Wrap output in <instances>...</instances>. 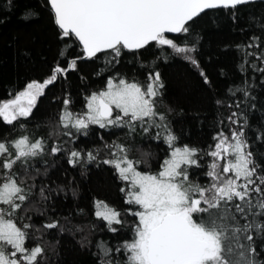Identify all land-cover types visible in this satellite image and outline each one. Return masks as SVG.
Listing matches in <instances>:
<instances>
[{
	"label": "snow or ice",
	"instance_id": "1",
	"mask_svg": "<svg viewBox=\"0 0 264 264\" xmlns=\"http://www.w3.org/2000/svg\"><path fill=\"white\" fill-rule=\"evenodd\" d=\"M251 2L253 0H48L60 35L65 39L75 37L82 47L83 58L93 59L107 53L111 63L118 61L124 50L137 52L155 42L173 49L176 54H184L197 69L199 62L191 54L197 52L198 38H194L192 46L186 42L185 46H180L167 34L189 33L190 22L206 10H235ZM251 55L254 53L243 51L245 63L246 57ZM76 66V59L65 67L57 65L42 82L32 80L13 98L0 101V118L11 125L21 118L31 117L45 90ZM259 71L264 72V68ZM200 75L206 84L210 83L203 70ZM163 88L160 73L154 71L144 83L108 79L104 90L86 98V111L82 113L70 110V98L62 101L64 108L59 123L64 129H75L87 135L90 125L128 128L129 133H134L137 127L144 133L152 127L163 128L167 133L164 141L171 149L160 170L152 173L139 170L141 161L130 159L126 146L105 145L114 150L113 159L103 163L112 165L119 178L127 182L126 202L138 206V210H128L137 218L131 240L115 249L103 241L97 245L100 264H264L256 247L257 237L264 240V165L250 150L245 135L248 117L243 111L232 112L227 120L239 127L230 129V136L223 131L218 133L213 138L216 143L209 145L208 150L188 145L177 147L178 137L164 123L166 116L157 110ZM236 91L243 92L247 104L251 93L243 88L229 89L233 95ZM216 103L223 105L224 101L218 99ZM240 106L237 102L236 107ZM156 138H160V133ZM45 149L44 140H33L26 135L13 141L0 140V264H44L46 259L43 233L30 235L34 225L24 222L25 218L31 219L25 204L34 189V184L27 183L29 161L44 155ZM49 151L55 155L63 149L54 146ZM202 152L212 158L205 173L210 178L207 185L190 179L189 169L201 167ZM85 159L91 162L97 155L72 150L68 162L75 167ZM17 165L24 169L23 178ZM36 172L40 174L38 169ZM46 191L50 194L53 190L41 186L39 194L45 201L49 199ZM95 207V216L107 222L109 231L118 232L120 229L114 225L126 223L121 212L103 200L95 201ZM42 227L63 230L55 220ZM114 253H119L123 260L117 259Z\"/></svg>",
	"mask_w": 264,
	"mask_h": 264
},
{
	"label": "trees",
	"instance_id": "2",
	"mask_svg": "<svg viewBox=\"0 0 264 264\" xmlns=\"http://www.w3.org/2000/svg\"><path fill=\"white\" fill-rule=\"evenodd\" d=\"M190 23L189 33L167 35L180 46H185V42L192 46L194 38H198L197 52L191 55L198 60L199 69L184 54H176L173 49L155 42L137 52L124 50L118 61L109 63L111 56L107 53L93 59L83 58L79 41L60 35L48 0H0V101L13 98L32 80L42 82L55 66L65 67L73 59L77 60L74 70H69L65 77L45 90L31 117L21 118L11 125L0 118V140L13 141L26 135L46 143L45 154L29 161L27 183L34 184V189L25 204L31 219L24 221L34 225L30 235L43 233L44 264H100L97 245L101 241L115 249L133 238L132 227L137 218L128 210H138V206L127 204V182L119 178L112 165L103 163L113 159L114 149L105 145L126 146L129 158L141 161L139 169L152 173L160 170L171 151L164 141L167 133L163 128L152 127L144 133L137 127L134 133H129L128 128L90 125L87 135L75 129H64L59 121L65 98L72 100L70 110L82 113L86 111V98L104 90L108 79L144 83L149 73L158 71L164 88L157 110L166 116L164 123L178 137L175 146L208 150L209 145L216 143L213 138L218 133L223 131L230 136V129L239 127L231 124L227 117L232 112L243 111L248 117L245 135L250 150L264 165V72L259 71L264 68V55H261L264 52V0L238 6L235 10L209 9ZM244 50L254 53L246 57L247 63ZM200 70L207 75L209 84L204 82ZM237 88L251 93L247 104L243 92L236 91L235 95L229 92ZM218 99L224 104L217 105ZM237 102L240 108L236 107ZM157 133H160L158 139ZM54 146L63 151L50 154ZM72 150L91 151L97 159L82 160L74 167L68 162ZM211 160L202 152L201 167L189 169L190 179L207 185L210 178L205 173ZM17 169L23 178L24 169L19 165ZM41 186L53 190L50 194L46 191L47 201L39 194ZM97 200L121 212L126 223L114 225L120 229L118 232L109 231L107 222L95 216ZM53 220L59 221L62 231L42 227ZM256 247L259 259L264 260V240L257 237ZM114 255L123 260L119 253Z\"/></svg>",
	"mask_w": 264,
	"mask_h": 264
},
{
	"label": "water",
	"instance_id": "3",
	"mask_svg": "<svg viewBox=\"0 0 264 264\" xmlns=\"http://www.w3.org/2000/svg\"><path fill=\"white\" fill-rule=\"evenodd\" d=\"M253 1H260V0H253ZM174 34V33H173Z\"/></svg>",
	"mask_w": 264,
	"mask_h": 264
},
{
	"label": "rangeland",
	"instance_id": "4",
	"mask_svg": "<svg viewBox=\"0 0 264 264\" xmlns=\"http://www.w3.org/2000/svg\"><path fill=\"white\" fill-rule=\"evenodd\" d=\"M140 170V169H139ZM141 171H143V170H141Z\"/></svg>",
	"mask_w": 264,
	"mask_h": 264
}]
</instances>
